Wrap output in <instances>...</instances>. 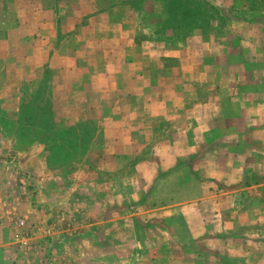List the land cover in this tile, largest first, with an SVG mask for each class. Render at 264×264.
Instances as JSON below:
<instances>
[{"label":"rangeland","instance_id":"374dc122","mask_svg":"<svg viewBox=\"0 0 264 264\" xmlns=\"http://www.w3.org/2000/svg\"><path fill=\"white\" fill-rule=\"evenodd\" d=\"M6 1L0 0V262L150 264L162 246L172 264H191L217 261V254L201 251L214 246L220 257H227L228 248L243 257L226 258L229 264H244V241L264 246V185L255 186L261 183L258 178L264 179V140L249 145L251 162L241 182L228 177L227 186L211 188L204 200L196 201L190 172H175L169 182L162 181L169 171L195 159L191 133L177 132L185 126L183 120L166 118L147 138L152 124L134 123L132 110L122 107L115 91L103 99L96 90L105 82L116 88L114 79L101 74L114 67L120 43L113 37L115 18L93 27L95 37L79 28L87 11L111 6L115 17L134 16L137 41L146 53H155L146 47L147 40L160 37L155 31L169 16L173 0H52L49 24L35 35L18 26L17 13L2 10ZM220 1L203 0L201 5ZM134 3L142 10L137 14L127 10ZM117 6H122L118 13ZM230 22L215 12L194 35L187 28L177 35L166 25L162 38L172 43L167 46L172 50L200 37L207 41L193 47L195 52H215L209 39L219 41L216 51L226 55L247 52L249 44L229 28ZM61 25L73 28L62 32ZM253 36L263 40L264 30ZM56 51L59 57L52 60ZM167 62L177 65L178 60ZM245 63L251 62L235 60V69H244ZM56 67L68 73L56 75ZM259 75L264 80V71ZM210 95L204 93L203 99ZM244 95H250L247 85L240 90ZM218 127L221 133L233 128ZM257 147L261 157L254 155ZM177 199L184 202L175 203ZM249 206L258 215L253 221L244 219ZM230 230H236L237 241L218 235ZM260 231L263 242L252 241L249 232ZM252 250L245 258L256 264L264 249Z\"/></svg>","mask_w":264,"mask_h":264},{"label":"crops","instance_id":"0c3cea01","mask_svg":"<svg viewBox=\"0 0 264 264\" xmlns=\"http://www.w3.org/2000/svg\"><path fill=\"white\" fill-rule=\"evenodd\" d=\"M47 1L7 0V4H2V10L8 14L11 12L17 13L19 27L30 28L34 35L42 34L49 24V21L46 20L47 15L53 11L52 0H49V4L45 5ZM221 2H225V4H221ZM256 2H259L260 5H257ZM135 3L131 4V8H127L128 12L137 14L142 11L138 9ZM220 6L229 11L233 10L242 14L240 18L233 19L230 22L229 28L234 33L242 35L247 41L250 46L247 52L226 55L220 50L216 51L221 47V43L211 39H209V42L215 52L204 54L199 53V51L195 52L194 49L198 44L207 41V39L197 37L189 41L188 45L174 48V50L168 48L165 41L150 38L147 40L146 47L155 51V53H146L144 44L137 41L139 35L138 20L134 16L130 18L126 15L115 17L110 9L111 6L109 8L104 6L88 10L86 22L79 27L87 29L89 34L92 32V37H95L97 32L93 27L97 26L102 20L108 22L109 18L117 19L111 26H115L113 37L119 39L120 48L114 54V67L106 69L101 74V77L103 76L105 80L114 79L117 83L115 84L116 88L113 90L110 88L112 86H108L105 82L100 84L96 90L103 99H106L110 93L115 91L118 96H121L122 107H130L132 110L130 116L134 123L144 124L146 122L145 125L147 126L152 124V128L147 130V138H151V134L155 132L156 127L166 123V118L173 119L172 122L179 121V123L183 120L185 126L180 127L177 132L181 136L183 134L188 136L191 133L195 142V159L189 162L187 160L183 165L169 171V174L167 173L162 181L169 182L171 175L175 172L179 174L190 172L195 181L193 183H196V201L204 200L207 195L203 196V194H209L211 188L227 186L228 177H233L241 182L247 171L246 166L251 162V154L247 152L249 145L253 141L264 140V80L260 79L262 76L259 75L264 71V39L257 41L253 36L256 31L264 30V0H221ZM121 7L117 6L114 12L118 13V8ZM126 7L128 6H125L124 9ZM64 28L73 27L61 25L60 30L63 32L65 31ZM128 29H131V32ZM59 53L56 51L52 60L57 59ZM239 58L250 60L249 65L251 67L248 68L249 65L245 63L244 69L236 70L235 60ZM168 59H177V65H171L167 62ZM256 64L258 70H253ZM3 69L0 68V76ZM54 69L56 75H62L64 72L68 73L67 69L62 71H59L61 68L56 67ZM251 70L255 73L254 77L249 75ZM244 85H247L250 95H247V97L244 95L242 98L240 90ZM255 85L259 87L258 92L254 91ZM204 93H210L211 98L203 99ZM229 112H232V114L229 115ZM220 125H222V128L230 125L233 128L227 131L223 128V133H221L218 127ZM229 143L234 145V149L229 146ZM260 151V147L255 148L254 155L256 156V153L260 155ZM205 157H208V164L201 165L203 163L202 159ZM193 169L196 174L192 173ZM258 179L261 180V183H257L255 186H263L264 179ZM204 188H207V190H204ZM189 194L191 195V193ZM178 202L184 201L177 199L175 203ZM257 202L260 207V201ZM248 208L249 212L243 214L244 219L251 221L257 219L258 215L251 213L253 207L249 206ZM237 217L235 216V218ZM235 231L230 230L227 233L218 235L228 238L229 242L237 241L233 239L237 234ZM249 234L255 238L251 239L252 241L259 240L263 242L259 239L263 236L261 231L258 233L249 232ZM246 244L244 241V264H254L249 258H245V253L248 252V249H254L252 251H256L255 249H258V247L264 249V246H257L256 244L247 246ZM202 247L201 251L203 252L217 254V261L197 260L190 262L191 264H229L225 261L226 258H243L235 256L230 248L225 251L227 257H220L218 254L221 251L214 246ZM156 249L157 253L153 254L150 264L173 263L169 258L168 254L170 252L167 248L157 246ZM262 259H264V255L258 259L259 261L256 264H264ZM0 264L15 263L2 261ZM17 264H21V262Z\"/></svg>","mask_w":264,"mask_h":264},{"label":"trees","instance_id":"16d2710c","mask_svg":"<svg viewBox=\"0 0 264 264\" xmlns=\"http://www.w3.org/2000/svg\"><path fill=\"white\" fill-rule=\"evenodd\" d=\"M202 1L203 0H186V1L185 0H173L171 1L170 5H173V6L169 10L170 12L169 16L163 19V21L161 22V25L160 24L158 25V27L160 28L155 31L160 36L158 39L157 38L156 39L162 42L165 41L167 43V46L169 44H172L166 38H162L164 34H166L165 32L166 25H168V27L177 35L180 30H184L185 28L189 30L188 34L190 33L192 34L194 29L200 28L203 25V23L208 21L215 12L217 14L220 13L222 15V19H224L225 21L227 20V22L232 21L233 19L240 18L242 15L241 13L234 12L233 10L229 11L221 7L220 4H214V3L212 4L211 2H208L207 5L202 7L201 5ZM192 2H196V5L193 6ZM233 13H237L239 14V16L234 17ZM174 22H177V24H173ZM194 34L196 33H193V35Z\"/></svg>","mask_w":264,"mask_h":264}]
</instances>
